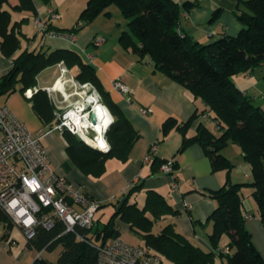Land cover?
<instances>
[{
  "label": "crops",
  "instance_id": "crops-1",
  "mask_svg": "<svg viewBox=\"0 0 264 264\" xmlns=\"http://www.w3.org/2000/svg\"><path fill=\"white\" fill-rule=\"evenodd\" d=\"M171 1L181 8V32L200 44L212 43L224 35L236 36L242 29V24L236 16V0ZM31 2L33 11H12L11 8L18 4V0H9L8 4L3 6L10 13L11 24L20 23L22 20L23 22L16 28L20 32V50L13 57H5L0 48V78L11 70L14 57L24 50L37 54H47L55 50L76 52L85 64L94 69L106 93L105 98L101 99L103 104L115 107L137 133L138 138L125 160L107 159L98 169L86 173L78 169L68 152L63 133L48 132L51 130L50 125L57 121L58 91L65 95L63 79H60V68L65 67L62 63L42 71L37 76L36 88L27 90L31 92V97L39 90L46 93L53 108L52 121L43 123L39 119L33 109L31 97L25 93L21 94L19 85L14 92L0 96V105H7L32 134L43 135L41 143L54 172L64 175L74 185L82 186L83 192L99 203L100 207L94 216L97 229L119 210H116L119 205L117 202L123 203L122 199L127 192L135 186H140L130 197V203L142 208L147 193L154 192L175 212L156 219L151 227V234L157 236L170 225L191 244L202 250H209L208 238L212 233V223L208 222V217L214 211L215 203L203 193L218 190L228 182L252 183L251 167L245 161L241 149L233 143H228L221 153L231 163V170L213 171L210 159L201 144L193 143L181 149L184 138L179 130L173 127L168 133H163L162 127L167 120L171 119L177 126H182L196 111L200 112L205 106L194 100L184 87L156 70L149 57L141 58L131 49L122 47L119 37L127 28L124 20L121 19L118 23L113 20L116 10L107 9L110 17L99 15L74 35V40L71 41L39 35L33 23L37 9L39 8L38 13L47 19L46 7L51 5L60 15L58 21L50 22L51 29L70 30L79 22L88 0ZM185 4L189 7L184 8ZM99 41L101 42L97 45ZM67 69L73 77L79 73L76 66ZM117 81L128 88V93L122 94L114 88ZM232 83L255 106L264 109V63L252 71L234 76ZM54 85L55 92L49 94L46 89ZM142 111H147V114H142ZM202 126L216 131L215 123L209 114H205L191 123L185 137H193ZM152 148L150 160L145 161ZM161 161L173 162L172 171L178 182L176 189L172 188L170 177L162 173L160 167L157 168V163ZM243 197V215L251 217V220H245V227L264 259V225L251 198L250 188L243 189ZM146 217L152 219L151 213L147 212ZM114 224L119 231L118 239L123 243L144 246L142 238L119 217L114 218ZM10 239L14 244L8 247L5 240H0V264H34L37 260L54 263L61 252V247L52 252H37L28 248L22 232L15 227L10 231ZM228 243L227 236H222L215 250L230 249ZM231 252L233 253L232 249Z\"/></svg>",
  "mask_w": 264,
  "mask_h": 264
},
{
  "label": "trees",
  "instance_id": "trees-1",
  "mask_svg": "<svg viewBox=\"0 0 264 264\" xmlns=\"http://www.w3.org/2000/svg\"><path fill=\"white\" fill-rule=\"evenodd\" d=\"M236 1V16L242 24L241 31L236 36L224 35L208 44H200L181 32V8L171 0H88L80 15V27L56 30L58 33L76 35L99 15L110 17L107 8L116 6L127 28L119 37L122 47L131 49L141 58L149 57L156 70L184 87L194 100L205 106L182 126H177L171 119L167 120L162 127L163 133H168L173 127L179 130L184 138L181 149L193 143L201 144L213 171L231 170V163L221 153L228 143L241 149L245 161L251 167L252 183L228 182L218 190L203 193L215 203V209L208 217V222L212 223V233L208 238L211 250H202L191 244L170 225L157 236L151 234L156 219L175 212L154 192L147 193L142 208L130 203V197L140 189V186H135L123 197L119 210L95 233H92V229L79 226L72 232H66L63 223L57 220L50 230L38 226L34 239L27 241L28 248L37 252H52L61 247V252L54 263L37 260L34 264H96V247L119 237L114 224L116 217L137 233L144 246L158 255L163 264H264L245 227L242 212L243 189L250 188L251 198L264 225V109L255 106L232 83L234 76L252 71L264 63V0ZM8 2L0 0V48L5 57H13L20 50V32L16 28L23 20L11 24L10 13L3 8ZM183 7L188 8L189 5ZM11 10L33 11L34 7L31 0H18ZM60 63L69 69L78 67L79 73L74 78L80 83H90L101 99L105 98L106 93L94 69L71 50H55L47 54L22 51L14 57L11 70L0 78V96L14 92L18 85L21 94L36 88L37 76ZM31 101L43 123L52 121L53 108L45 92L39 90L31 97ZM101 104L113 118L105 132V140L110 147L107 153L87 146L66 130L62 132L72 161L84 173L98 169L107 159L125 160L138 138L115 107L103 102ZM205 114H209L215 123L216 131L202 126L196 135L186 138L191 123ZM57 123L51 124L50 128ZM166 162H158L157 168ZM49 212V209H43L38 218ZM147 212L151 213L152 219L146 217ZM0 221H5L1 211ZM7 228L11 230L13 227L8 224ZM222 236H227L229 240L228 246L233 250L230 255L215 250Z\"/></svg>",
  "mask_w": 264,
  "mask_h": 264
},
{
  "label": "built area",
  "instance_id": "built-area-1",
  "mask_svg": "<svg viewBox=\"0 0 264 264\" xmlns=\"http://www.w3.org/2000/svg\"><path fill=\"white\" fill-rule=\"evenodd\" d=\"M38 11L39 8L33 23L39 35L45 38L74 40L72 33H58L51 29L50 22L60 19V15L51 5L46 7L47 19L42 17ZM80 26L81 24L78 23L75 28ZM179 35L183 37L180 31ZM100 42L96 44L99 45ZM68 73L65 67L60 68V79H63L64 86L70 81L83 90L91 91L90 96L94 95L97 102L101 104V97L91 84H79L72 77L67 80L64 77ZM55 85L47 88L46 91L49 94L55 92ZM114 88L122 94L129 91L119 81L114 83ZM58 92L60 97H63V94ZM25 95L30 98L32 94L26 91ZM62 102L61 100L56 101L58 109ZM82 104L78 109L82 108ZM70 114L71 112L57 113L58 123L48 132L66 130L81 138L80 132L70 124ZM84 114H87L89 118L90 111ZM142 114H147V111H142ZM89 131L91 132V129ZM89 131L86 130L84 134L88 136ZM42 137L43 135L32 134L14 116L7 105H0V211L5 217L4 222L0 221V240H5L7 247L14 244V241L10 239L11 230H8V224L19 229L26 241L34 239L38 226L47 230L52 229L55 220L63 223L66 232L74 231L76 226L88 230L94 227V216L100 207L99 203L89 198L83 192L82 186L74 185L64 175L52 170L47 152L41 143ZM103 137L105 139V133ZM94 138L92 136L91 139ZM109 149L106 143L105 149H100V151L106 153ZM152 151L153 148L145 157V161L150 160ZM172 169V161H167L160 166L161 172L170 177L172 188L176 189L178 182ZM43 209H49V214L38 218ZM245 220L249 221L251 217L245 216ZM96 250V264H163L161 258L145 246H130L119 239L98 245ZM220 252L224 255L232 254L229 248Z\"/></svg>",
  "mask_w": 264,
  "mask_h": 264
},
{
  "label": "bare ground",
  "instance_id": "bare-ground-1",
  "mask_svg": "<svg viewBox=\"0 0 264 264\" xmlns=\"http://www.w3.org/2000/svg\"><path fill=\"white\" fill-rule=\"evenodd\" d=\"M84 102L88 103L91 107V111L95 114L97 120L96 125L91 124L89 118H87V114H84L83 112L79 113V110H82V108L71 112L69 115L71 117L70 124L75 126V128L80 132L82 140H84L88 145L99 150L105 149L107 142L103 136L108 129L109 124L112 122V117H110L111 115L108 110L102 104L97 102V98L94 95L85 98ZM83 114L84 116L82 117ZM90 129H93L95 132L96 139H91L84 134L86 130L89 131Z\"/></svg>",
  "mask_w": 264,
  "mask_h": 264
},
{
  "label": "rangeland",
  "instance_id": "rangeland-1",
  "mask_svg": "<svg viewBox=\"0 0 264 264\" xmlns=\"http://www.w3.org/2000/svg\"><path fill=\"white\" fill-rule=\"evenodd\" d=\"M107 9H111L110 11L112 10H116V16L115 18L113 19L115 22H120L119 20H124L119 9L112 5V6H109ZM67 69V68H66ZM68 70V69H67ZM73 78L75 80V78L70 74V72L68 74L65 75V79H69L70 78ZM65 89V95H63V97H60V95H58V99L63 101L61 103V106L60 109H56V112L58 114H63V113H67V112H74V111H77L79 110L78 107H80V105L82 104V106L85 104L84 100L85 98H87L88 96L91 95V91H88V90H83L81 89L78 85L76 86L75 84L71 83L70 81L65 85L64 87ZM84 93V94H83ZM101 102H103L101 100ZM91 110V107L89 108V111ZM89 137L92 138L93 136V133L89 131Z\"/></svg>",
  "mask_w": 264,
  "mask_h": 264
},
{
  "label": "water",
  "instance_id": "water-1",
  "mask_svg": "<svg viewBox=\"0 0 264 264\" xmlns=\"http://www.w3.org/2000/svg\"><path fill=\"white\" fill-rule=\"evenodd\" d=\"M89 108H90V106L88 105V103H85L84 104V106L82 107V110L80 111V113H86V112H88L89 111ZM89 120H90V122H91V124L92 125H96V122H97V120H96V116H95V114L90 110V114H89ZM113 122V121H112ZM112 122L109 124V126L112 124ZM91 132L93 133V136L95 137L94 139H96V136H95V132L93 131V129H91ZM84 144H86L87 146H89V147H91L90 145H88L84 140H82V138H79ZM91 148H93V147H91ZM93 149H96V148H93ZM109 151V150H108ZM107 151V152H108ZM106 152V153H107ZM121 204H122V202H120V204L118 205V207H117V209L116 210H118L119 208H120V206H121ZM96 226H94L93 227V229H92V233H95L96 232ZM37 264H39V263H37Z\"/></svg>",
  "mask_w": 264,
  "mask_h": 264
}]
</instances>
